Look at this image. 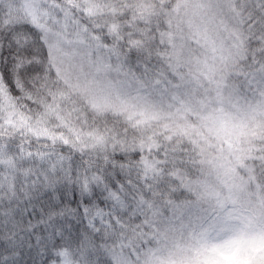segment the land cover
I'll use <instances>...</instances> for the list:
<instances>
[{
  "label": "snow or ice",
  "instance_id": "obj_1",
  "mask_svg": "<svg viewBox=\"0 0 264 264\" xmlns=\"http://www.w3.org/2000/svg\"><path fill=\"white\" fill-rule=\"evenodd\" d=\"M0 264H264V0H0Z\"/></svg>",
  "mask_w": 264,
  "mask_h": 264
}]
</instances>
